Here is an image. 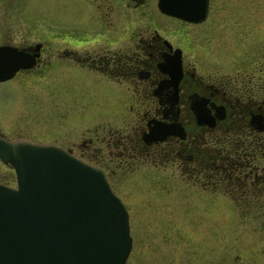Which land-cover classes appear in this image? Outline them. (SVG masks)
<instances>
[{
	"label": "rangeland",
	"instance_id": "1",
	"mask_svg": "<svg viewBox=\"0 0 264 264\" xmlns=\"http://www.w3.org/2000/svg\"><path fill=\"white\" fill-rule=\"evenodd\" d=\"M207 12L199 25L198 59L215 60L214 64L224 65L222 70L229 65V70L256 66L259 54L264 55V0H209ZM131 14L144 22H140L142 30L150 27L173 33L177 28L188 29L160 14L153 3L133 9ZM94 25L93 9L85 0H0V43L42 40L43 54L50 51L49 62L40 69L0 81L1 135L27 137L65 150L70 147L72 155L93 166L100 146L101 157L107 160V148L95 136L100 129H128L124 118L129 110L121 104L107 105L102 90L68 88L64 59L55 55V49L61 47L58 39L88 38ZM216 32H220L218 36ZM52 38L54 47L46 41ZM223 38L228 40L225 45L221 44ZM214 51L218 57L207 59ZM261 62L263 70L264 57ZM116 97L122 103L120 95ZM109 168L114 171L108 180L128 213L131 244L123 264L257 262L256 254L264 247V212L261 224L258 209L246 212L223 190H203L189 184L191 180L183 181L167 162L145 161L133 169H119L110 162ZM0 173L9 175L6 168H0Z\"/></svg>",
	"mask_w": 264,
	"mask_h": 264
},
{
	"label": "flooded vegetation",
	"instance_id": "2",
	"mask_svg": "<svg viewBox=\"0 0 264 264\" xmlns=\"http://www.w3.org/2000/svg\"><path fill=\"white\" fill-rule=\"evenodd\" d=\"M85 1L94 12L93 33L85 39L60 38L61 47L55 49V55L64 59L68 71L65 82L74 91L102 90L107 95L104 101L107 105L121 104L129 110L124 118L128 129H100V135L95 136L96 141L104 142L108 155L103 160L102 149L97 146L95 166L104 171L108 180L114 171L106 169L110 162L119 169L126 166L133 169L135 164L145 161L167 162L184 177L183 181L191 180L189 184L203 190H223L235 206L246 212L248 208L258 209L262 224L264 69L261 59L264 55L259 54L252 68L244 65L232 70H229L232 65L222 70L224 65L214 64L215 60L212 63L199 60V25L207 18L209 0L205 16L199 21L161 12L157 0ZM152 3L160 14L185 24L188 29L177 28L173 33H160L150 27L142 30L141 21L131 11ZM46 41L52 45L56 40ZM225 43L228 40L221 39V44ZM0 45L37 52L30 67L17 69L11 77L40 69L49 62L50 51L43 54L42 40ZM217 52L206 55L207 59L218 57ZM116 95H120L122 103ZM151 129L158 130V134L163 130L168 132L160 139H153ZM70 149L67 148L72 152ZM0 168L9 172L8 176L0 173V183L15 185L9 163L0 160ZM255 260L254 264H264V247L259 249Z\"/></svg>",
	"mask_w": 264,
	"mask_h": 264
},
{
	"label": "water",
	"instance_id": "3",
	"mask_svg": "<svg viewBox=\"0 0 264 264\" xmlns=\"http://www.w3.org/2000/svg\"><path fill=\"white\" fill-rule=\"evenodd\" d=\"M157 7L199 21L207 0H157ZM36 55L0 45V81ZM0 160L15 177L14 186L0 183V264H123L128 213L101 168L52 143L1 135Z\"/></svg>",
	"mask_w": 264,
	"mask_h": 264
}]
</instances>
